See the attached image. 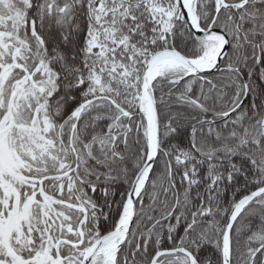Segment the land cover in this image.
Here are the masks:
<instances>
[{"label":"snow or ice","instance_id":"snow-or-ice-1","mask_svg":"<svg viewBox=\"0 0 264 264\" xmlns=\"http://www.w3.org/2000/svg\"><path fill=\"white\" fill-rule=\"evenodd\" d=\"M0 264H264V0H0Z\"/></svg>","mask_w":264,"mask_h":264}]
</instances>
